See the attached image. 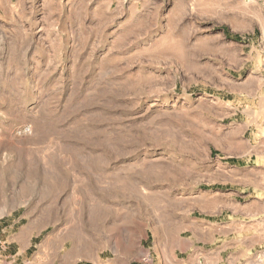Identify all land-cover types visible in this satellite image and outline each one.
I'll return each instance as SVG.
<instances>
[{
    "label": "rangeland",
    "instance_id": "374dc122",
    "mask_svg": "<svg viewBox=\"0 0 264 264\" xmlns=\"http://www.w3.org/2000/svg\"><path fill=\"white\" fill-rule=\"evenodd\" d=\"M192 240L264 258V0H0V264Z\"/></svg>",
    "mask_w": 264,
    "mask_h": 264
},
{
    "label": "crops",
    "instance_id": "0c3cea01",
    "mask_svg": "<svg viewBox=\"0 0 264 264\" xmlns=\"http://www.w3.org/2000/svg\"><path fill=\"white\" fill-rule=\"evenodd\" d=\"M231 242L234 245L229 250L224 245H219L207 251L192 240L191 253L186 261L179 259L177 250H174L172 242H169L163 251L168 257L162 264H254V249H251L250 245H243L239 240Z\"/></svg>",
    "mask_w": 264,
    "mask_h": 264
},
{
    "label": "built area",
    "instance_id": "2783aa9c",
    "mask_svg": "<svg viewBox=\"0 0 264 264\" xmlns=\"http://www.w3.org/2000/svg\"><path fill=\"white\" fill-rule=\"evenodd\" d=\"M260 254L254 256V264H264V258Z\"/></svg>",
    "mask_w": 264,
    "mask_h": 264
}]
</instances>
